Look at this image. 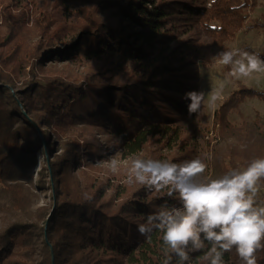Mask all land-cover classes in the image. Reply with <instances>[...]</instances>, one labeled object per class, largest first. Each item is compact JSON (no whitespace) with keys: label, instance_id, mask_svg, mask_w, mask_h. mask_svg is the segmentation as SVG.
I'll return each mask as SVG.
<instances>
[{"label":"trees","instance_id":"16d2710c","mask_svg":"<svg viewBox=\"0 0 264 264\" xmlns=\"http://www.w3.org/2000/svg\"><path fill=\"white\" fill-rule=\"evenodd\" d=\"M55 2L62 6V21L49 14L46 24L35 20L36 34L27 46L25 10L13 14L10 6L19 0H0V44L11 41L10 52L26 46L28 53L9 72L3 68L16 57L0 48V264H165L162 233L154 230L145 237L137 226L162 206H181L177 194H148L137 184L120 192L115 187L105 197L111 187L107 178L83 177L90 156L101 155L91 152L90 129L108 137L104 151L117 149L124 156L153 143L185 149L192 138L187 121L196 114L189 115L183 97L197 91V64L190 58L193 45L177 56L170 43L201 31L221 54L260 0H211L209 6L197 0ZM74 59L100 67L76 78L51 67ZM246 98L264 101V93L242 84L230 92L213 113L215 139L264 142L263 117L256 115L251 123L229 120L233 111L241 117L239 104ZM55 145L58 153L52 154ZM226 148L212 152L218 168L213 178L252 161L240 159L230 142ZM35 151L46 157L40 170L49 177L52 205L34 211ZM170 161L188 160L178 155ZM37 183L44 186L42 180ZM204 251L191 253L190 264H207ZM256 255L264 264V249ZM177 259L173 254L170 264ZM223 259L243 264L235 249Z\"/></svg>","mask_w":264,"mask_h":264},{"label":"clouds","instance_id":"9594fccd","mask_svg":"<svg viewBox=\"0 0 264 264\" xmlns=\"http://www.w3.org/2000/svg\"><path fill=\"white\" fill-rule=\"evenodd\" d=\"M219 63L230 66L227 77L241 79L264 72L259 54L241 49L224 51ZM221 84L212 96L215 102L223 90ZM189 115L198 114L204 92H186ZM117 173L120 162L112 158L108 165ZM207 164L201 158L182 163L170 160L133 157L126 183L139 184L150 191L177 194L179 207L167 205L147 216L137 231L148 237L154 230L162 233L165 264L172 255L177 264H190L191 253L204 251L207 264H224V254L235 249L243 264H258L256 253L264 249V204L257 202L260 182L264 180V158L253 159L242 169H230L219 178L202 179Z\"/></svg>","mask_w":264,"mask_h":264},{"label":"rangeland","instance_id":"374dc122","mask_svg":"<svg viewBox=\"0 0 264 264\" xmlns=\"http://www.w3.org/2000/svg\"><path fill=\"white\" fill-rule=\"evenodd\" d=\"M17 1V0H16ZM56 0H19L17 6H10V10L13 14H18L22 10H25V21L27 28L26 43L29 46L30 40H34V34L36 30L33 28L35 20H38L42 24H46L47 21L44 19L45 14H49L56 22H61L63 19L61 9L55 2ZM199 2H205L207 6L210 5L211 0H197ZM2 4H0V17H1ZM264 16V0H260V4L248 11L246 20L243 22L241 29L235 34L232 41L225 44L226 51L241 49L248 51L250 53L259 54L261 59H264V27L262 26ZM1 21V18H0ZM13 43V42H12ZM11 41L7 45H1L0 48L2 53L7 54V56H13L15 58L14 63H8L3 70L13 72L11 69L16 65L17 67L21 63L23 56L27 57L26 46L16 53L15 51L10 52L9 44L11 46ZM189 45L194 46V57H190L197 64V70L193 72V76L196 79L195 84L197 86V91L204 92L205 100L203 103V109L198 115H194L189 119L188 125L190 132H192V138L188 139L185 149H181L178 146H174L172 149L161 147V144H148L140 151L135 154L124 156L123 152L110 148L109 150L104 149L109 145L108 137L99 128L90 129L91 135L89 139H94L95 146L91 148V152L96 154H101L100 156L95 155L90 156L91 166L86 169L83 177L87 180L96 181L99 179L107 178L111 187L106 196H109L115 187L118 188L119 192L122 190L124 185L132 186L133 188L137 184L126 183V176L130 161L133 157L141 156L145 158L170 160L175 156H186L187 160H192L195 158H201L207 164V169L203 174L202 179H212L218 174V168H215L212 162V152L216 154L226 152L227 142L234 145V152L240 159L253 160L256 158H264V142L259 140H250L239 142L236 139H229V141H219L214 137V129L212 125L213 113L221 104V102L230 95V92L237 90L242 84L247 87L253 88L255 90L264 93V72L253 73L251 77L235 79L227 77V73L230 71V66H224L219 63L220 54L216 45L208 37L203 35L201 31L192 32L178 36L177 39L170 43V48L176 49L178 53L177 56L183 55ZM202 46V49L198 50V47ZM193 57V58H192ZM53 70L61 71L70 75L72 78L81 77L85 73H92L99 69L100 64L91 60L74 59L72 61H59L55 62L52 66ZM28 67H25L27 71ZM18 70V68H16ZM15 72V71H14ZM20 74L19 72H15ZM61 73V72H60ZM223 84V90L220 97L212 102V96L219 89L220 85ZM240 115L233 111L229 120L233 124H239L240 119L244 118L245 121L251 123L256 115L264 118V101L257 98H246L242 100L239 104ZM186 120V119H185ZM184 120V121H185ZM183 120L180 121L184 124ZM187 124V123H186ZM38 130H42L41 127H37ZM53 148V153H58L57 147ZM112 158H116L120 162V168L117 173H112L108 167L109 161ZM46 157L35 151V166L34 177H33V191L34 199L32 204V210H36L40 206H51L52 197L51 189L49 183V177L43 169L46 165ZM42 180L44 183L43 187L38 185V181ZM151 191L147 192L150 194ZM125 198V196H121ZM257 202L259 204H264V187L259 186V191L257 193ZM119 200L118 202H120ZM117 203V202H116ZM118 204V203H117ZM1 226V223H0Z\"/></svg>","mask_w":264,"mask_h":264}]
</instances>
